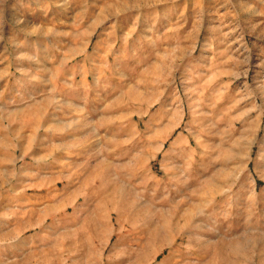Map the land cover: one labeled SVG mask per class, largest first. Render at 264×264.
<instances>
[{
	"label": "rangeland",
	"instance_id": "374dc122",
	"mask_svg": "<svg viewBox=\"0 0 264 264\" xmlns=\"http://www.w3.org/2000/svg\"><path fill=\"white\" fill-rule=\"evenodd\" d=\"M0 264H264V0H0Z\"/></svg>",
	"mask_w": 264,
	"mask_h": 264
},
{
	"label": "bare ground",
	"instance_id": "6f19581e",
	"mask_svg": "<svg viewBox=\"0 0 264 264\" xmlns=\"http://www.w3.org/2000/svg\"><path fill=\"white\" fill-rule=\"evenodd\" d=\"M191 144V143H190ZM192 146V145H191Z\"/></svg>",
	"mask_w": 264,
	"mask_h": 264
}]
</instances>
